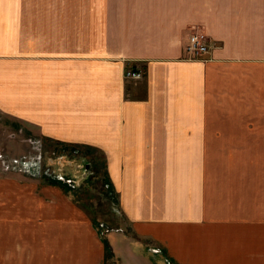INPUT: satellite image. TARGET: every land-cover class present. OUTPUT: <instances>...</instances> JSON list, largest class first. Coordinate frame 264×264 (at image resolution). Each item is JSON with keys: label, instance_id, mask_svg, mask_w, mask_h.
Wrapping results in <instances>:
<instances>
[{"label": "crops", "instance_id": "0c3cea01", "mask_svg": "<svg viewBox=\"0 0 264 264\" xmlns=\"http://www.w3.org/2000/svg\"><path fill=\"white\" fill-rule=\"evenodd\" d=\"M0 116L99 149L125 217L0 171V264H264V0H0Z\"/></svg>", "mask_w": 264, "mask_h": 264}, {"label": "rangeland", "instance_id": "374dc122", "mask_svg": "<svg viewBox=\"0 0 264 264\" xmlns=\"http://www.w3.org/2000/svg\"><path fill=\"white\" fill-rule=\"evenodd\" d=\"M1 120L4 121V117L0 116ZM16 129H20V126ZM11 132L13 134L17 133V137L10 136ZM43 142L44 140L41 142L40 139H37L33 141L35 143L33 147L30 148L29 145L24 149L25 143L20 141L17 130L9 129V127L6 130L0 127V148H5L4 153L0 152L2 154L0 156V171L6 173L21 172L28 177L41 178L51 182L57 181L59 184L69 186L70 189L75 188L80 193L79 205L86 209L91 217L96 220L97 229H101L100 225L105 228H121L115 227V223L119 220L125 223V217L119 203V195L111 181L109 182L108 171L96 167L98 159L92 160L91 155L83 153L77 148L74 149L71 147L72 145H67L70 143L65 144L64 142H44L43 151H41L40 148H42ZM35 155L38 158L41 156L43 163L41 168L49 170L53 175H47L44 172L29 175L19 170V167L15 171L9 170L13 166V159H34ZM96 157L106 160L105 155ZM44 167L48 169H44ZM175 223L173 222L172 230L178 231V222Z\"/></svg>", "mask_w": 264, "mask_h": 264}, {"label": "built area", "instance_id": "2783aa9c", "mask_svg": "<svg viewBox=\"0 0 264 264\" xmlns=\"http://www.w3.org/2000/svg\"><path fill=\"white\" fill-rule=\"evenodd\" d=\"M212 46L213 43L211 42L210 36L207 35L205 32L197 30L194 31L189 38V41L186 45V54L188 58L191 59H205L204 56H206L210 52ZM143 75H144L143 70L140 68L135 70L129 69L125 72L126 78L129 79L138 80L143 78ZM1 155L2 154L0 153V156ZM12 161H13V166L9 168L10 171H15L19 167V170L24 171L29 175H36L43 172L47 175L52 174L49 170H43L41 168V165L43 164L41 160V156L38 158V156L35 155L34 159L20 158V159H13ZM44 169H48V168L44 167ZM99 227L101 228L99 229L101 234L109 233L110 231H116V232L122 231L121 228H111V227L105 228L102 227V225H100ZM152 250L156 253L159 252L158 248H153Z\"/></svg>", "mask_w": 264, "mask_h": 264}, {"label": "trees", "instance_id": "16d2710c", "mask_svg": "<svg viewBox=\"0 0 264 264\" xmlns=\"http://www.w3.org/2000/svg\"><path fill=\"white\" fill-rule=\"evenodd\" d=\"M67 145H69V146L72 145L71 147H73L74 149L77 148V149L81 150L83 153L91 155L93 157L92 160H95L97 158L98 160L96 161V163H97L96 167L98 169H100V170L101 169L105 170V168L103 167L104 164H105V159L104 158L101 159V158L96 157V156H99V155H101V157L103 156V153L99 149L94 148V147L85 146V145H79V144H67ZM109 182H110V180H109ZM55 183H59V182L55 181ZM106 184H108V183H106ZM114 198H116V196H114Z\"/></svg>", "mask_w": 264, "mask_h": 264}]
</instances>
